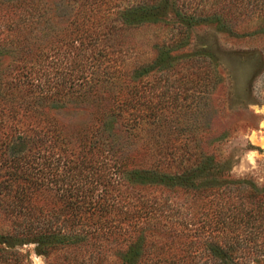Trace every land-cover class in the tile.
I'll use <instances>...</instances> for the list:
<instances>
[{
    "label": "trees",
    "instance_id": "16d2710c",
    "mask_svg": "<svg viewBox=\"0 0 264 264\" xmlns=\"http://www.w3.org/2000/svg\"><path fill=\"white\" fill-rule=\"evenodd\" d=\"M108 1L79 0L59 16L47 3L24 4L0 40V56L13 55L0 67V219L14 225L0 235V264H23L11 241L24 239L66 249L76 264L106 259L105 250L114 264H258L264 189L206 175L220 165L200 156L199 171L170 175L127 156L138 137L129 130L150 116L139 113L135 86L105 85L114 82L121 32L170 5L139 0L119 10ZM183 7L177 15L187 16ZM71 101L109 107L73 130L57 115Z\"/></svg>",
    "mask_w": 264,
    "mask_h": 264
},
{
    "label": "rangeland",
    "instance_id": "374dc122",
    "mask_svg": "<svg viewBox=\"0 0 264 264\" xmlns=\"http://www.w3.org/2000/svg\"><path fill=\"white\" fill-rule=\"evenodd\" d=\"M77 1L0 0V40L24 4L47 3L59 16L61 9ZM142 1L157 7L163 0ZM167 1L170 7L154 22L121 32L124 45L110 68L115 71L110 83L114 82L105 85L106 91L123 92L135 86L139 113L150 116L129 130L138 137H130L127 156L155 163L167 175L184 174V167L199 171L196 157L200 156L201 161L220 165L206 175L264 189V0ZM138 2L107 4L122 10ZM177 5L194 18L177 15ZM12 60L11 52L2 54L0 67L12 65ZM96 106L71 101L57 115L70 129L79 130L91 124L101 108L109 107ZM13 227L0 219V235L13 234ZM11 243L24 256L23 264H76V256L66 249L46 251L28 239ZM108 251L100 264L115 263L114 252Z\"/></svg>",
    "mask_w": 264,
    "mask_h": 264
}]
</instances>
